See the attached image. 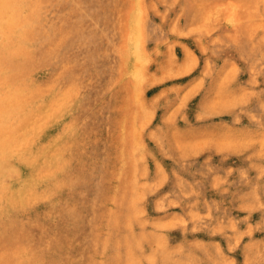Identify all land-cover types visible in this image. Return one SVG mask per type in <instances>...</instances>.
Segmentation results:
<instances>
[{
  "label": "rangeland",
  "instance_id": "374dc122",
  "mask_svg": "<svg viewBox=\"0 0 264 264\" xmlns=\"http://www.w3.org/2000/svg\"><path fill=\"white\" fill-rule=\"evenodd\" d=\"M6 22L0 185L27 196L0 201V264H264V0H25Z\"/></svg>",
  "mask_w": 264,
  "mask_h": 264
},
{
  "label": "bare ground",
  "instance_id": "6f19581e",
  "mask_svg": "<svg viewBox=\"0 0 264 264\" xmlns=\"http://www.w3.org/2000/svg\"><path fill=\"white\" fill-rule=\"evenodd\" d=\"M25 5V0H0V29L3 25L4 22H11L13 21L14 18H16L18 16V13L20 11V9ZM138 14V13H137ZM137 19V18H136ZM137 21V20H136ZM6 22V23H7ZM32 23L28 22V23H23V26H25L24 28H22V30H27L29 31L32 28ZM137 25V24H136ZM138 26V25H137ZM1 33V31H0ZM0 37V41L1 40ZM4 39V38H3ZM137 40V39H136ZM137 43V42H136ZM136 47H135V52H136ZM139 53V52H138ZM138 71V69H137ZM137 79V77H136ZM25 91V90H24ZM137 93V92H136ZM11 96V95H10ZM11 98V97H10ZM138 98V97H137ZM12 100V99H11ZM6 102V101H5ZM12 102V101H11ZM1 103V102H0ZM2 104V103H1ZM0 104V105H1ZM4 107V106H2ZM53 116V114H52ZM28 120V119H27ZM27 122V121H26ZM32 122V121H30ZM25 123V122H24ZM23 124V123H22ZM28 126V124H27ZM25 126V127H27ZM34 126V125H33ZM13 132V131H12ZM15 134V133H14ZM13 134V137H14ZM12 134L8 135L6 133V135H1L0 134V161L3 160V158L5 157V155L7 153H9V151H11V147L14 146V142L16 143V141H12L11 139L13 138ZM16 137V134H15ZM16 139V138H15ZM13 144V145H12ZM12 145V146H11ZM23 144L21 143V146ZM21 148V147H20ZM48 157V156H47ZM51 159V158H49ZM50 161V160H49ZM9 162V161H8ZM7 163V161H6ZM37 168V167H36ZM6 175V173L3 171V169L0 168V179L4 178V176ZM30 185V182L28 183ZM32 187V186H31ZM1 191H0V201H3L6 204H10L12 205L14 202H19L22 200L23 195L27 196V192L23 189H16L15 186L13 184H1L0 185ZM32 189V188H31ZM118 191H120L118 189ZM26 192V193H25ZM34 194H39V192L37 191H33Z\"/></svg>",
  "mask_w": 264,
  "mask_h": 264
}]
</instances>
